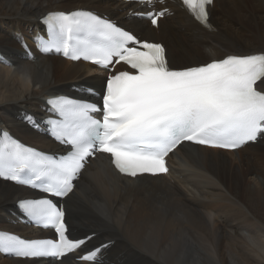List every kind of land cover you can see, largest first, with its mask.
<instances>
[{"label": "bare ground", "instance_id": "6f19581e", "mask_svg": "<svg viewBox=\"0 0 264 264\" xmlns=\"http://www.w3.org/2000/svg\"><path fill=\"white\" fill-rule=\"evenodd\" d=\"M164 6L165 18L151 30L145 22L124 19L130 8L106 0H0V133L29 148H58L50 141L51 131L44 128L45 100L60 95L87 98L85 91L103 87L96 69L40 54L35 45L43 33L40 18L46 13L78 9L124 19L121 25L140 33L141 40L165 45L174 68L264 53V0H213L211 31L195 22L178 0ZM245 11L246 18L241 15ZM259 89L264 91L261 82ZM224 154L235 156V162ZM171 161L166 175L128 181L117 176L104 158H97L83 172L70 200L68 236L94 237L90 248L108 244L98 257L100 264H264V136L236 151L186 145L171 155ZM28 196L33 194L0 181V229L35 235L38 230L16 224L20 215L12 206ZM230 226L234 229L227 230ZM80 257L72 253L60 264H88L78 262ZM0 260L51 264L1 255Z\"/></svg>", "mask_w": 264, "mask_h": 264}, {"label": "snow or ice", "instance_id": "6c2138e0", "mask_svg": "<svg viewBox=\"0 0 264 264\" xmlns=\"http://www.w3.org/2000/svg\"><path fill=\"white\" fill-rule=\"evenodd\" d=\"M141 2L152 4V0ZM182 3L211 30L207 6L212 0ZM45 23L49 39L37 37L43 53L83 58L109 71L114 62L123 63L131 71L108 77L102 107L64 97L49 101L59 117L47 121L51 134L71 146L65 157L53 159L0 133V177L5 180L66 196L94 152L109 154L120 173L135 177L166 173L165 157L183 141L236 149L264 136V91L257 88L258 81L264 85V54L229 55L200 66L172 69L163 46L140 41L90 12L52 13ZM151 23H157L155 16ZM98 112L102 119L93 117ZM19 207L38 225L53 227L59 240L29 241L0 233V252L59 258L86 243L66 237L64 212L52 200H24ZM100 251L96 248L82 259L100 264Z\"/></svg>", "mask_w": 264, "mask_h": 264}, {"label": "rangeland", "instance_id": "374dc122", "mask_svg": "<svg viewBox=\"0 0 264 264\" xmlns=\"http://www.w3.org/2000/svg\"><path fill=\"white\" fill-rule=\"evenodd\" d=\"M261 14H264V10H263V12L261 13ZM241 15L244 17V18H246L247 17V12L245 11V12H242L241 13ZM255 16H257V13H255ZM37 17H29V20H34V19H36ZM222 21V20H221ZM220 21V22H221ZM9 22H15V21H9ZM9 22H7V23H9ZM15 23H19V24H21V23H23V21H21V22H15ZM2 25H0V33L2 34ZM31 34L33 33V32H30ZM11 35H13V36H16V40L18 41V39H21V37L19 38V36L17 35V34H12V33H10ZM3 35V34H2ZM31 36V35H30ZM20 102H17V104H19ZM262 155H263V153H261ZM229 162H235L234 161V159L233 158H235V156H228V155H226V154H224L223 155ZM259 169L261 170L262 169V166H260L259 167ZM257 169L255 168L254 169V171H256ZM247 176H248V178L249 179H251L252 178V176L251 177H249V174H247ZM217 226H218V228H221V226L220 225H218L217 224ZM185 228L186 229H188L189 228V226L187 225V224H185ZM234 229V226H230L227 230H233ZM221 242H223V241H221ZM0 262H1V260H0Z\"/></svg>", "mask_w": 264, "mask_h": 264}]
</instances>
